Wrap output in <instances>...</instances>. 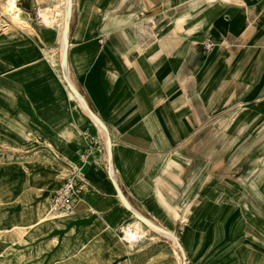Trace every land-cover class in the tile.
Returning a JSON list of instances; mask_svg holds the SVG:
<instances>
[{"label":"crops","instance_id":"obj_1","mask_svg":"<svg viewBox=\"0 0 264 264\" xmlns=\"http://www.w3.org/2000/svg\"><path fill=\"white\" fill-rule=\"evenodd\" d=\"M33 1L35 9L39 8L37 0ZM71 2L69 40L64 36L66 17L53 28L58 32V46L43 51L47 58L63 57L62 42H67L64 65L81 98L106 124L109 145L89 118L77 117L74 100L67 103L61 95L62 76L45 74L37 87L27 69L17 66L19 59L0 74V112L16 111L30 132L53 141L62 154L83 151L84 178L79 181L88 189V198L78 218V235H86L83 227L92 229L100 223L112 235L135 220L119 200V187L136 210L171 231L181 228L185 233V218L194 209L192 221L201 230L195 240L199 238L200 246H209L216 235L213 222L220 217L208 215L205 202L201 206L196 199L205 201L216 195L217 191L209 196L206 191L213 179L223 177L216 171L222 159L211 165L217 178L211 176L203 188L204 179L199 180L198 189H192L191 160L183 154L187 148L194 149V144L205 150L220 144L221 128L227 121L264 119V0ZM57 3L46 6L53 8ZM28 19L27 14L23 34L29 31ZM207 35L216 42L210 52L202 45ZM4 53L16 57L22 52L8 48ZM238 105L247 110L242 118L233 119ZM0 120L11 117L1 116ZM8 128L0 123L4 132L25 137L14 132L19 129L17 123ZM258 131L257 143L264 149V125ZM88 140L96 149L85 160ZM233 178L240 179L229 180L237 189L244 176ZM251 187L247 191L254 195ZM240 189L234 193L243 192ZM191 200L197 205L186 212ZM221 228L219 238L225 230L233 233L231 225L224 229L222 223ZM185 240L181 239L183 245ZM251 248L248 245L242 250L244 262Z\"/></svg>","mask_w":264,"mask_h":264},{"label":"rangeland","instance_id":"obj_2","mask_svg":"<svg viewBox=\"0 0 264 264\" xmlns=\"http://www.w3.org/2000/svg\"><path fill=\"white\" fill-rule=\"evenodd\" d=\"M59 1L57 0V2ZM21 2L25 12L29 11L27 13L29 31L25 34L23 31H5L10 28L8 24L0 29V74L13 68L18 61L16 59H19L17 66L27 69V73L37 87H40L39 79L45 74L53 77L55 72L59 77L62 76V73H68L74 83L66 65L64 71L62 55L60 57V54H56L55 57L47 58L46 51L45 53L43 51L45 47L58 46L57 30L46 26L40 16L36 15L33 0H21ZM32 21L34 30L30 27ZM25 24L26 19L21 24L22 30H24ZM8 48L16 49L22 53L16 57L15 55L7 56L4 50ZM48 51H51L49 53L55 52V50ZM60 82H62L59 85L61 95L69 103L71 97L65 90V83ZM73 106L78 118H89L102 130L105 136L104 128L90 111H83L82 106L76 100H74ZM246 110L247 107L238 105L234 110L237 113L233 119L239 115L242 118V114ZM256 113L258 112L256 111ZM1 116L11 117V120H0L2 125L10 128V123H17L19 129L14 128L16 130L14 132H20L25 137L21 138L0 129V264H190V254L193 255L192 261L196 264H263L264 149L261 144L257 143L261 137L257 132L263 127L264 119L227 121L228 123L221 128L223 134L219 140L220 144L206 150L204 146L200 149L198 145L194 144L196 146L194 149L187 148L183 154L188 162L191 160L192 189H198L199 180L204 179L203 188L208 185L211 176L217 178L212 175L214 171L211 165L222 159L216 171L223 177L218 178L219 180L213 179L211 187L206 191L208 196L217 191L216 195L211 199H205V201L196 199L199 201L197 204L201 203V206H204L205 202L204 207H206L208 215L220 217L213 222V228L216 231L214 241L209 246L203 247L199 244V238L195 240L201 230L195 227V223L192 221L194 213L191 214V212L194 209L190 211L186 220L189 233L186 231L184 233L181 228L174 229V231L166 230L172 232L174 237L155 230L158 228V230H165L164 225L149 221L151 227L138 220L137 216L134 217V221L123 224L120 231L117 230L112 235L107 228L103 227L102 223L92 229L83 227L81 230L87 232L83 237L77 234V225L80 226L78 218L81 214L69 221L37 222L34 220L35 216L31 214V210L35 209L46 197H49L72 172L75 168L73 160H79V167H83V151H81V156L76 153L62 154L57 147L59 151L57 154L49 144L51 142L55 146L53 141L39 136L37 132H30L29 128L23 125V121L18 117L16 111L10 110L8 113L2 111L0 112ZM253 122L256 123L252 124ZM37 131L41 133L38 129ZM251 132L252 134L247 136ZM42 143L43 145H39ZM44 144L51 149L52 153ZM259 146L260 148H258ZM65 155H68L69 159L64 158ZM49 174H56L57 178L44 193H40L42 191L39 190L33 193L29 190L30 180L36 179L38 187L41 188L47 182ZM242 174L244 179L250 177V180L248 183H242L244 179H241V185L237 189H240L243 184V188L240 189L243 192L235 194L237 189L229 180L231 178L234 181H240L233 177H241ZM75 184L77 191L81 193L84 191V194H88V189L82 186L79 179H75ZM251 185L254 188V195L250 190L247 191L248 186L251 187ZM246 191L250 195L249 197ZM37 193L42 195L37 196ZM92 194L96 195L97 193L93 191ZM191 203L186 212L191 210L192 205L194 207L197 205L193 200ZM130 205L132 206L131 203ZM132 207L136 210L134 206ZM47 208L49 209V202L46 210L43 209V205L40 206L37 211V219L45 217ZM130 213L132 212L130 211ZM222 223H224V229H228V226L231 225L233 233L225 230L224 233H221L222 238H219ZM180 238L185 240V245L182 244ZM247 241L250 242L247 243ZM248 245H252V248L244 262L241 254Z\"/></svg>","mask_w":264,"mask_h":264},{"label":"bare ground","instance_id":"obj_3","mask_svg":"<svg viewBox=\"0 0 264 264\" xmlns=\"http://www.w3.org/2000/svg\"><path fill=\"white\" fill-rule=\"evenodd\" d=\"M54 1L55 0H37L38 4H40V5H38L39 6V9H38L39 15L43 19L44 24L46 26L50 27V28H54V26L59 23L60 19H63L64 22L66 21L65 12H66V9H67V11L69 10L70 1L71 0H67V1L66 0H60L57 4H55V6L53 8H50V7L46 6L48 3H53ZM25 19H27V13L20 6L19 0H0V28L5 26L6 24H8V25H10V28H8L9 32L10 31L11 32H20V31L24 32V30L21 29V24L25 21ZM60 24H62V23H60ZM64 36H65L66 40L68 41L69 37H70V27L68 25V22L65 25ZM62 47H63V53L62 54H63V59H64V62H65V59H66L65 49L68 47V44H67L66 41L62 42ZM63 66L65 67L64 63H63ZM62 78H63V82L65 83L66 89L68 90V93H69L70 97L72 99L78 101L80 103V105L82 106L84 111H86V112L90 111V113L96 118V116L89 109V107L86 104L85 100H83L81 98L78 90L76 89V87L73 84V82L70 79V77L65 76V74H62ZM102 126L104 127L103 124H102ZM104 129L106 131L105 127H104ZM108 134L109 133L106 131L105 132V138H106L107 144H108V141H109L108 140ZM49 144L52 147L53 151L56 152L57 154H59V151L57 150V148L55 146H53V144L51 142H49ZM64 158L69 159V156L65 155ZM72 162L74 163L73 166L75 168H80L79 167V163H80L79 160H73ZM56 178H57L56 174H49L47 179H46L47 182L41 187L42 189L38 187L36 179L30 180L31 182H29V190L31 192H33V193L38 192V190L42 191L40 193H44V191L52 183H54ZM117 192H118L119 200L122 203L124 202V204L128 207L129 204H128L127 200L123 197L121 191L118 188H117ZM40 193H37V196L42 195ZM84 193H85L84 191L81 193L82 197L79 199L80 202L78 201L79 203H77L75 208L71 212H68L67 214H64V213H53L52 211H50V208L49 209L47 208L48 211H46L47 214L45 215V217L37 219L38 218L37 211H38V209H40V206L43 205V209L44 210H46V207H48L49 197H46V199L43 202H40V204H38V206L35 209L31 210V214H33L35 216L34 220H36L37 222H43V221H46V220H50L53 223H56V222L61 221V220L69 221L72 218H74V217L78 216L79 214H81L82 210L86 207L85 198H87V195L84 194ZM130 211L132 212L131 214L135 217L136 215L134 214V212L132 210H130ZM138 220L143 221L142 218L141 219L139 218ZM185 220H187V217L185 218ZM144 223L145 224H149L152 227V225H151V223L149 221H146ZM158 229H155V230H157L159 233H164V234H167L169 236L174 237V234L172 232L166 231L167 228L165 230H158ZM185 231L187 233H189L188 232L189 230H187L186 226H185ZM185 253H186V251H185ZM193 258H194L193 255L190 254V260H191L190 264H196L194 261H192Z\"/></svg>","mask_w":264,"mask_h":264},{"label":"built area","instance_id":"obj_4","mask_svg":"<svg viewBox=\"0 0 264 264\" xmlns=\"http://www.w3.org/2000/svg\"><path fill=\"white\" fill-rule=\"evenodd\" d=\"M22 4L21 0H19ZM39 9V8H38ZM36 8V15H39V11ZM202 45L205 51H212L216 46V42L211 35H207L202 41ZM96 147L91 140H88V150L85 152V160L95 151ZM83 180V174L81 168H74L72 172L63 180V182L55 188V190L49 196V208L53 213H68L71 212L78 200L79 193L76 188L75 179Z\"/></svg>","mask_w":264,"mask_h":264},{"label":"water","instance_id":"obj_5","mask_svg":"<svg viewBox=\"0 0 264 264\" xmlns=\"http://www.w3.org/2000/svg\"><path fill=\"white\" fill-rule=\"evenodd\" d=\"M71 13H72V2H71V5L69 7V10L68 12L66 11V17L68 19V25L70 27V17H71ZM65 56H68V47L65 49ZM86 100V99H85ZM86 104L88 105L89 109L91 110V112L96 116V118L101 122V124L104 125V127L106 128V131L108 132V129L106 127V124L103 122V120L94 112L93 108L90 106V104L86 101ZM109 133V132H108ZM108 144L110 143V137H109V134H108ZM116 183V182H115ZM118 189L121 191L123 197L127 200L129 206L128 208L130 210H132L134 212V214L139 217V218H142V220H145V221H149L142 213L140 212H137L136 210H134L131 206H130V202L128 201V199L126 198L125 194L123 193V191L118 187Z\"/></svg>","mask_w":264,"mask_h":264}]
</instances>
